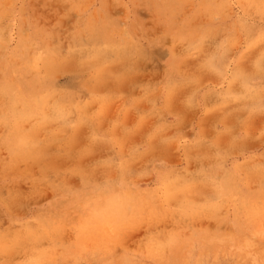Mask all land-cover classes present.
<instances>
[{
	"label": "rangeland",
	"instance_id": "rangeland-1",
	"mask_svg": "<svg viewBox=\"0 0 264 264\" xmlns=\"http://www.w3.org/2000/svg\"><path fill=\"white\" fill-rule=\"evenodd\" d=\"M0 264H264V0H0Z\"/></svg>",
	"mask_w": 264,
	"mask_h": 264
}]
</instances>
